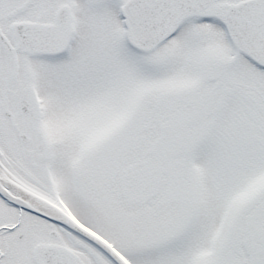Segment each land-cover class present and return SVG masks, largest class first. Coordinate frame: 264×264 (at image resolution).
Wrapping results in <instances>:
<instances>
[{
  "label": "snow or ice",
  "instance_id": "snow-or-ice-1",
  "mask_svg": "<svg viewBox=\"0 0 264 264\" xmlns=\"http://www.w3.org/2000/svg\"><path fill=\"white\" fill-rule=\"evenodd\" d=\"M0 264H264V0H0Z\"/></svg>",
  "mask_w": 264,
  "mask_h": 264
}]
</instances>
